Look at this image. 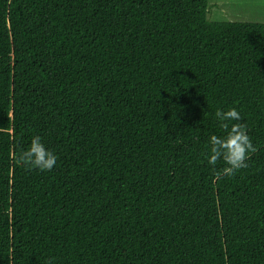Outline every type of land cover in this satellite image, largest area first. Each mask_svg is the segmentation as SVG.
I'll use <instances>...</instances> for the list:
<instances>
[{"label":"trees","instance_id":"16d2710c","mask_svg":"<svg viewBox=\"0 0 264 264\" xmlns=\"http://www.w3.org/2000/svg\"><path fill=\"white\" fill-rule=\"evenodd\" d=\"M208 11L0 0V264H264V23ZM232 107L256 151L215 180Z\"/></svg>","mask_w":264,"mask_h":264},{"label":"clouds","instance_id":"9594fccd","mask_svg":"<svg viewBox=\"0 0 264 264\" xmlns=\"http://www.w3.org/2000/svg\"><path fill=\"white\" fill-rule=\"evenodd\" d=\"M215 117L220 122V127L226 135L223 137L210 136L209 152L205 158L211 166H215L221 159L224 161L226 167L214 173V179L220 180L222 177L234 176L239 169L246 168L249 153L255 152L256 149L247 135L245 125L230 123L231 121L241 120V115L235 107L227 110H217ZM17 159L25 166L39 168L40 170H51L56 164L57 156L45 149L39 136H34L29 147L22 150Z\"/></svg>","mask_w":264,"mask_h":264},{"label":"rangeland","instance_id":"374dc122","mask_svg":"<svg viewBox=\"0 0 264 264\" xmlns=\"http://www.w3.org/2000/svg\"><path fill=\"white\" fill-rule=\"evenodd\" d=\"M212 21L264 23V0H208Z\"/></svg>","mask_w":264,"mask_h":264}]
</instances>
